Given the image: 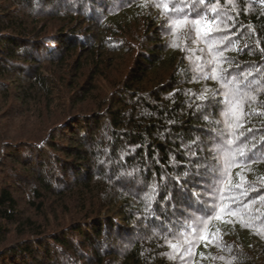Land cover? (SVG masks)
I'll use <instances>...</instances> for the list:
<instances>
[{
    "label": "trees",
    "instance_id": "obj_1",
    "mask_svg": "<svg viewBox=\"0 0 264 264\" xmlns=\"http://www.w3.org/2000/svg\"><path fill=\"white\" fill-rule=\"evenodd\" d=\"M209 59L248 85L227 168ZM5 110L39 125L0 122V264H264V0H0Z\"/></svg>",
    "mask_w": 264,
    "mask_h": 264
},
{
    "label": "snow or ice",
    "instance_id": "obj_2",
    "mask_svg": "<svg viewBox=\"0 0 264 264\" xmlns=\"http://www.w3.org/2000/svg\"><path fill=\"white\" fill-rule=\"evenodd\" d=\"M197 3H204V0H197ZM164 8L168 10V5L164 4ZM215 12V9H212ZM177 15H179V19L174 22L176 27L184 26L191 24L192 27L196 28L199 33H203L207 38H209V43L214 44L215 42L211 40V34L213 32L219 31V29L215 28L213 22L206 19L201 18L200 14L197 13V18L194 20H189L188 17L191 15V12L188 14H184L182 9H175ZM209 51L212 52L213 49L210 46ZM207 64L211 65V77L212 79H216L222 82V87L224 91L219 94V100L224 106V112L222 113L224 117V127L223 130L217 133L218 138L221 140V143L217 146V150L223 153V163L225 168L228 167L231 163L234 162L235 157L237 155L244 157L245 156V148L246 145L241 146L236 143L238 137L234 131L235 127H239L240 117L237 113V107L240 104V101L244 98L245 93L242 91V87H247V84L238 85L235 79L228 78V70L224 69L219 59H209ZM198 71L204 73V66L199 65L197 68ZM205 77L208 78V73H204ZM213 99L215 100L218 96L217 92H213ZM201 100H206L207 97L201 96ZM207 120V117H205ZM235 122V123H234ZM211 123L219 124L220 121H212ZM242 135V133H241ZM230 137V138H229ZM213 172H216V169H213ZM187 175V174H185ZM156 185H152V190L149 195L145 197V200L148 202L149 207L145 208V212L148 215H151L150 205L153 200H155ZM195 195V194H194ZM223 201V195L221 193V202ZM218 211L223 213L226 210L223 207L218 208ZM228 212H231L232 209H227ZM216 219H221L219 215L216 216ZM183 235V233H181ZM202 239H208L207 235L202 236ZM171 248L174 250L177 249V244H171Z\"/></svg>",
    "mask_w": 264,
    "mask_h": 264
},
{
    "label": "rangeland",
    "instance_id": "obj_3",
    "mask_svg": "<svg viewBox=\"0 0 264 264\" xmlns=\"http://www.w3.org/2000/svg\"><path fill=\"white\" fill-rule=\"evenodd\" d=\"M120 69V68H119ZM83 78V77H82ZM79 79V81H78V86L79 87H82V85H83V83H84V80L83 79ZM112 78H114V77H112ZM72 80H69L68 82L67 81H64V82H61V83H59L58 82V84H57V86H61V88H63V91L64 92H66V89L64 88V85H66V84H68L69 82H71ZM100 86H102L101 88H106L107 86H108V84L106 83V82H102V83H100ZM78 87V88H79ZM7 110H5V111H3V113H2V115H1V124H3V127H4V124L7 126V127H5L6 128V131H7V133L10 135V136H18L19 134L21 135H26V134H29V132H31L32 130H34V129H36L37 127L36 126H38L39 124L37 123L35 126H30L29 127V125L27 126V129L24 127H20V125H21V117H17V121L15 122V123H13V122H11V123H9V121L10 120H12L13 119V117L12 118H9V117H7ZM49 112V111H48ZM35 119V118H34ZM36 121H39V119L38 120H36ZM9 126L11 127V129L9 128ZM24 137H27V136H24ZM23 137V138H24ZM21 140V139H20ZM7 162V163H6ZM6 162H5V165H11V164H14V162H10V161H8V160H6ZM16 166H19L18 164H16ZM5 169H7V167H5ZM3 176H5L4 174H1L0 175V181H4V177ZM12 179H14L15 177L14 176H10ZM21 193V192H20Z\"/></svg>",
    "mask_w": 264,
    "mask_h": 264
}]
</instances>
